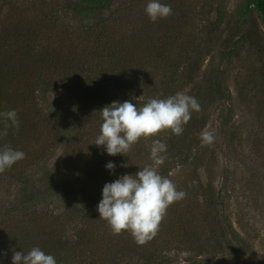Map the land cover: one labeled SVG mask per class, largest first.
<instances>
[{"label": "trees", "instance_id": "obj_1", "mask_svg": "<svg viewBox=\"0 0 264 264\" xmlns=\"http://www.w3.org/2000/svg\"><path fill=\"white\" fill-rule=\"evenodd\" d=\"M31 1L22 0V10L10 14L15 19L8 18L0 27V112L15 109L20 120L19 131L9 128L8 135L0 137V146L7 143L26 154L25 159L2 173H9L19 185L13 200L4 204L3 212H0V264H12L14 251L27 254L33 247L52 255L57 264H210L207 261L217 255H234L243 263L240 256L242 239L235 236L226 217L221 220L210 213L211 205L207 202L199 212L209 224L219 226L220 230L218 235L207 240L200 236L204 229L200 227L202 225L197 227L191 211L175 203L167 209L157 236L143 246L138 245L127 231L114 235L107 222L99 219L97 206L106 180L110 183L115 181L124 169L131 168L130 175L137 171L132 170L137 159L131 158V152L142 143H139L140 139L126 156L108 155L103 146L95 144L103 123L100 110L113 101L133 103L127 94L120 91L127 87L133 90L139 80L152 79L153 68L157 67L148 61L149 56L160 63L153 85L164 92L171 90L177 68L186 61L173 43L174 37L169 36L173 40L171 43L161 30L163 25L158 24L154 31L159 30L161 38H152L149 32L151 25L144 23L142 17L139 18L142 23L135 27L130 21L115 27L117 20L133 15L131 7L134 3L137 5L138 0L130 3L123 0H88L85 3L63 0V5L55 3L62 8L60 13L68 15L71 12L78 15L79 20L89 21L85 25L84 38L82 41L78 38L80 45H71L65 51L62 46L53 44L42 28V22L50 20L42 9L46 0ZM247 1L248 5H257L264 17V0ZM213 2L207 0L206 4L212 8ZM38 7L42 10H34L32 17L35 21L27 24L18 21L23 16L20 15L22 12ZM51 9L50 28L59 33L68 29L62 17L54 21L60 14L57 13L58 8ZM40 14L43 15L39 17ZM163 27L166 32V27ZM193 49L197 55V45ZM162 53L167 59L162 58ZM67 72H73L74 81L67 77L71 88L63 95L64 92L57 87L63 91L68 89L61 75ZM146 84L152 86L150 81ZM196 90L192 95L197 100ZM38 97L46 104L44 110L40 108ZM147 102L142 99L134 101L137 108ZM195 113L192 112L190 121H196L193 119ZM4 123L0 117V132L4 130ZM176 140L173 146L170 141L167 155L170 159L176 155L179 159L185 153H172ZM60 143H63L66 163L63 173L73 176L70 180L61 178L56 162V171L53 164L47 167L44 163L47 154ZM35 148H39L36 153L33 151ZM22 161L24 165L19 167ZM109 162L115 165L114 172L106 168ZM167 171V168L162 169L160 175L165 176ZM53 205L61 210L54 211ZM54 213L59 214L53 216ZM226 228L231 234L229 237ZM209 230L215 232L214 228ZM224 237L229 250L220 253L210 248L214 244L218 246ZM233 238L238 241L236 248L229 247ZM172 242L188 244L187 248L196 252L171 260L163 246Z\"/></svg>", "mask_w": 264, "mask_h": 264}, {"label": "rangeland", "instance_id": "obj_2", "mask_svg": "<svg viewBox=\"0 0 264 264\" xmlns=\"http://www.w3.org/2000/svg\"><path fill=\"white\" fill-rule=\"evenodd\" d=\"M74 1L85 3L88 0ZM130 1L132 0H123L125 3ZM56 2L59 5L64 4L63 0L45 1L46 6L42 9L50 16V20L43 21L42 28L48 33L53 44L62 46L65 51L71 45L78 47L79 40L82 41L85 36V25L89 21L79 20L78 15L71 12L68 15L60 13L62 8L60 9ZM148 2L149 0H138L137 5L134 3L131 7L133 15L117 20L115 27L122 26L124 21H130L135 27L137 23H142V20H139L142 17L144 23L149 22L151 25L150 36L161 38L159 30L154 31V28L162 24L167 29L165 32L164 27L161 28L164 36L168 37L171 43L173 40L170 37H174L173 43L178 46L186 61L177 68L171 90L164 92L156 84L153 85L160 63L154 60L153 56H149L148 61L153 67H157L153 68L152 79L147 75L148 80H139L135 89L127 87L120 92L127 94L135 104L134 101L138 99H164L177 93L196 98L192 94L197 89V101L202 111L194 114L193 119L196 121H190L188 128L185 125L182 135L173 136L170 131H165L155 137L167 145L166 157L170 141L173 146L176 138L179 140H176L172 153L185 151L179 159L177 155L173 159L167 157L165 163L158 166V172L161 174L162 169L167 168L168 171L163 177L170 179L176 185L177 191L186 193V197L175 205L186 206L187 210L191 211L197 227L202 225L200 227L204 229L200 235L203 239L218 235L220 231L219 226L209 224L199 212L205 202L211 205L210 213L217 219L226 217L231 229L235 231V236L242 239L243 249L240 256L244 259L243 263L234 255L213 256L208 263L264 264V17L257 5H248L247 0H214L213 7L217 6V9L208 7L207 0H160L161 3L171 6L173 14L166 19L152 22L145 12ZM22 7V0H0V27L8 18L15 19V16L10 17L11 12L16 13L22 10ZM51 8H58L56 11L61 15H57L54 21L62 17L69 30L64 29L59 33L50 28L53 11ZM42 9L29 8L20 14L23 16L18 21L33 22L34 10L40 12ZM194 45H197V55L193 49ZM161 56L166 58L164 53ZM61 75L68 89L63 91L57 87V90L66 95L71 88L67 77L73 80V72ZM147 81L152 82V86H148ZM147 96L150 99H147ZM38 100L40 108L44 110L46 104L40 97ZM141 107L143 105L139 108ZM205 129L214 130L215 141L210 147L201 146L200 136ZM141 139V145L131 152V158L137 159L132 168L137 170L135 173L144 166L153 164L150 153L154 138ZM39 148L33 151L36 153ZM136 152L137 155L133 154ZM182 157L185 160H182ZM55 162L58 164L61 178L72 179L73 176L63 173L66 169L63 143L57 144L44 159L47 167L53 164L54 171ZM22 165L23 161L19 167ZM130 173L131 168L124 169L119 175ZM106 183H110L109 180H106ZM18 185V181L10 177L9 173L0 175V212H3L4 204L13 200ZM54 209L61 210L57 206ZM56 214L59 213H54L53 216ZM213 228L215 232H210L209 229ZM227 229L225 232L229 237L231 234ZM206 243L207 241L204 242ZM237 246L238 241L233 238L229 247ZM187 247L188 244L177 245L174 242L163 246L168 251V257L175 261L196 252ZM211 247L220 253L229 250L225 237L218 246L214 244Z\"/></svg>", "mask_w": 264, "mask_h": 264}, {"label": "clouds", "instance_id": "obj_3", "mask_svg": "<svg viewBox=\"0 0 264 264\" xmlns=\"http://www.w3.org/2000/svg\"><path fill=\"white\" fill-rule=\"evenodd\" d=\"M145 12L152 22L173 14L171 6L160 0H149ZM193 111L200 113L201 105L194 97L183 93L150 99L141 108L130 101H113L100 110L103 123L95 144L103 146L108 155L126 156L141 138H154L150 153L153 164L144 166L135 175H122L103 186L102 199L97 206L99 219L107 222L114 235L127 231L138 245H145L157 236L167 209L186 197L170 179L159 174L158 166L167 158V145L155 137L165 131L182 135ZM0 117L5 122L0 137L7 136L9 128L19 131L20 120L15 109L0 112ZM200 139L201 146H212L214 130H203ZM25 158L23 151L3 144L0 146V174ZM106 168L114 172L115 165L109 162ZM12 264H57V261L39 247H33L27 254L14 251Z\"/></svg>", "mask_w": 264, "mask_h": 264}]
</instances>
